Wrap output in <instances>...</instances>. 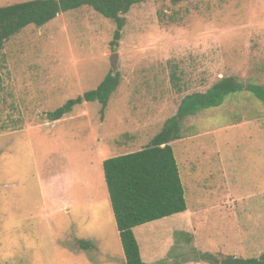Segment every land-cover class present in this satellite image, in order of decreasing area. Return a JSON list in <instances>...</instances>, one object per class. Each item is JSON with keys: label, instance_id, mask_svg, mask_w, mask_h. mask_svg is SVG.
<instances>
[{"label": "rangeland", "instance_id": "obj_1", "mask_svg": "<svg viewBox=\"0 0 264 264\" xmlns=\"http://www.w3.org/2000/svg\"><path fill=\"white\" fill-rule=\"evenodd\" d=\"M29 0H0V6ZM115 23L83 6L0 52V264H125L102 161L146 146L181 100L222 77L264 87V0H145ZM117 53L115 68L111 56ZM110 71L106 107L75 105ZM187 210L133 229L148 264L264 252V100L246 90L181 121ZM93 244L80 248L77 240Z\"/></svg>", "mask_w": 264, "mask_h": 264}, {"label": "trees", "instance_id": "obj_2", "mask_svg": "<svg viewBox=\"0 0 264 264\" xmlns=\"http://www.w3.org/2000/svg\"><path fill=\"white\" fill-rule=\"evenodd\" d=\"M145 0H29L0 6V52L4 43L28 25L41 26L60 12L90 7L115 23L112 44L116 45L124 27V15L130 8ZM178 2L180 0H171ZM120 82V73L110 71L95 89L46 113L50 121L61 119L75 105L107 101ZM246 90L264 100V87L242 84L234 77H222L205 92L186 95L174 115L167 118L161 130L143 148L106 158L102 161L103 178L124 253L125 264H148L140 255L133 229L187 210L185 191L171 142L181 138V121L199 111L219 106L226 95ZM80 248L93 246L89 241L77 240ZM218 264H264V252L258 257L232 255L217 259L210 252L201 254Z\"/></svg>", "mask_w": 264, "mask_h": 264}, {"label": "water", "instance_id": "obj_3", "mask_svg": "<svg viewBox=\"0 0 264 264\" xmlns=\"http://www.w3.org/2000/svg\"><path fill=\"white\" fill-rule=\"evenodd\" d=\"M116 57H117V53H113L111 56V66L113 69L115 68Z\"/></svg>", "mask_w": 264, "mask_h": 264}]
</instances>
